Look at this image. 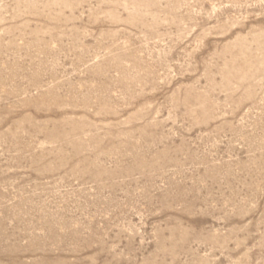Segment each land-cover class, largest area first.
I'll use <instances>...</instances> for the list:
<instances>
[{
    "label": "rangeland",
    "instance_id": "rangeland-1",
    "mask_svg": "<svg viewBox=\"0 0 264 264\" xmlns=\"http://www.w3.org/2000/svg\"><path fill=\"white\" fill-rule=\"evenodd\" d=\"M0 264H264V0H0Z\"/></svg>",
    "mask_w": 264,
    "mask_h": 264
}]
</instances>
